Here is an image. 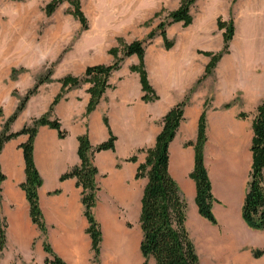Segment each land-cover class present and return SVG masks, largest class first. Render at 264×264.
<instances>
[{
	"label": "rangeland",
	"instance_id": "374dc122",
	"mask_svg": "<svg viewBox=\"0 0 264 264\" xmlns=\"http://www.w3.org/2000/svg\"><path fill=\"white\" fill-rule=\"evenodd\" d=\"M52 1L0 0V109L11 116L21 98L50 70L53 74L44 84L51 87L61 85L58 95L63 90L64 97L73 88H64L62 79L68 75L82 78L90 66L113 65L120 61L117 72L129 70L141 79L140 72L133 70V67L140 66V59L136 57L134 62L132 56H125V47L135 40L149 39L144 62L148 79V68L153 77L164 69L167 72L202 71L187 94L190 99L194 94H200L205 101L204 108L207 106V114L212 109L233 107L237 111L234 122L244 128L239 137L247 156L242 180L243 200L252 164V124L256 108L264 100V0H197L190 8L191 22L168 24L166 39L161 35L159 25L168 22L171 14L186 0H80L87 26L67 1L55 12H48L47 6ZM231 25L234 33L226 42L225 34ZM152 32L155 35L150 39ZM210 64L211 68H208ZM83 85L91 87V83L84 82L75 88ZM154 91L158 95L155 88ZM226 104L231 106L225 108ZM38 110L40 105L36 103L27 115L17 119L18 129L15 130H19L28 117L37 115ZM244 113L248 116L240 118ZM231 137L236 138V133L234 136L233 131L208 134V144L205 145V162L216 198L213 212L217 223L206 221L213 228H221L222 244L229 236L225 233L224 213L232 204L227 193L220 192L217 187L215 165L219 157L222 160L220 145ZM182 194L188 204V230L201 263L225 264L221 254L223 245H219V241L217 245H209L199 232L198 219L203 217L199 214L195 197L184 191ZM242 203H239V209ZM114 221L137 237L141 257L140 222L129 223L122 217H116ZM107 222L102 216V245H107L104 264H113L118 260L113 258L112 249L115 247L109 234L111 223L108 225ZM242 224L251 234L235 245L237 254L250 259L253 264H262L264 257L256 258L254 252L264 249V245H259L264 243V234L260 236L259 230L249 228L243 220ZM8 236L6 245H14L12 235ZM125 249L123 247V251ZM0 264H8L3 253H0Z\"/></svg>",
	"mask_w": 264,
	"mask_h": 264
},
{
	"label": "crops",
	"instance_id": "0c3cea01",
	"mask_svg": "<svg viewBox=\"0 0 264 264\" xmlns=\"http://www.w3.org/2000/svg\"><path fill=\"white\" fill-rule=\"evenodd\" d=\"M136 57L138 56L132 55L134 62ZM148 70L150 82L160 96L158 100H143L144 91L140 76L130 73L129 70L123 73L116 71L110 76L111 87L105 91L97 108L91 114H87L90 85L69 90L59 101L52 118H58L62 128L68 132L65 138H60L58 130L48 125L39 128L35 139L34 157L43 179L38 194L47 227L45 236L31 218L30 204L26 192L21 187L26 180V164L20 144L28 137L22 135L6 144L0 156L2 170L6 175V180L2 184L0 215L7 222V241L8 235L11 234L14 244L6 245L3 251L8 264H45L48 256L44 248L45 241L67 264H104L107 245H102L103 241L100 256L98 260H94L92 238L87 232L89 222L82 202V187L78 186L76 178L61 180V176L66 171L80 165L78 137L87 131L93 145L107 140L110 131L117 137L114 151L105 150L95 155L94 162L99 171L97 181L100 187L94 208L96 219L101 226L102 216L107 219L108 225L111 223L108 226L109 234L111 228L124 229L114 221L116 217H122L129 223H133L134 220L140 221L141 199L147 179L136 178L138 165L146 158L145 153L138 151L155 145L156 138L163 128L162 118L172 107L185 99L202 73L195 69L185 72H167L164 69L157 77H153L151 70L149 68ZM61 88L62 86L58 84L53 87L48 84L42 85L39 92L29 100L19 118L27 115L36 103L40 105V110L37 111V115L24 120L19 127L22 128L30 123L32 118L46 113ZM204 103L200 94L196 93L192 96L185 108V119L170 146L171 174L178 182L181 191L195 198L196 182L191 178L195 167V148L189 143L196 142ZM236 113L233 107L217 111L209 110L208 134L213 135L218 132L228 134L233 131V136L236 133L237 137L231 138L241 140L240 134L243 133L244 128L234 122ZM9 116L10 113L6 114L3 110V116H0V132L4 120ZM105 117L108 118L109 127L104 122ZM15 129H18L17 120L12 124V130L18 131ZM133 155L138 156V162L129 161ZM219 191L222 192L220 189ZM228 196L232 206L236 205L238 197ZM242 201L241 199L240 202ZM199 219L208 223L205 218ZM258 234L262 236L264 232L258 231ZM135 238L137 239L136 236ZM114 247L113 258L119 262L126 251H123L124 245H114ZM132 253L137 257V264L144 263L138 245L132 248ZM148 264L157 263L154 258H150Z\"/></svg>",
	"mask_w": 264,
	"mask_h": 264
},
{
	"label": "trees",
	"instance_id": "16d2710c",
	"mask_svg": "<svg viewBox=\"0 0 264 264\" xmlns=\"http://www.w3.org/2000/svg\"><path fill=\"white\" fill-rule=\"evenodd\" d=\"M71 3L75 8V15L87 26V17L82 10L80 0H53L48 4V12L53 13L64 2ZM197 0H186L185 4L177 11L171 14L168 22H162L159 25L161 35L166 39L167 33L165 27L178 21L185 23L191 22L190 8ZM234 29L231 25L226 32V42H229L233 36ZM155 35L152 32L150 39ZM149 39L135 40L125 47V56L136 55L140 59V66L133 67L141 75L145 101H156L159 99L154 88L149 82L145 70L146 47ZM120 61L113 65H96L87 68L85 76L82 78L68 75L62 79L64 88H75L81 86L84 82L91 83L88 89L90 101L87 106V114H91L100 103L105 91L110 87L108 80L110 76L119 69ZM216 64V62H214ZM208 68H211V64ZM53 71H49L45 77H40L33 88L27 91L21 98L13 114L4 120L0 132V156L6 144L26 135L28 138L20 144L23 150L26 164V180L21 184L26 192L30 204V214L33 222L40 228L43 235L47 234V227L40 207L38 190L43 184V179L36 166L34 151L35 139L39 128L48 125L58 130L60 138H65L68 132L62 128L58 118H52L56 105L64 97V92L57 95L51 103L48 111L39 117H34L30 123L25 124L20 130L13 131L12 124L19 118L25 110L30 98L37 94L40 86L50 80ZM63 88V89H64ZM190 102V96L172 107L162 118V131L156 138L154 146L142 148L138 153H145L144 162L139 163L136 178L147 179L144 193L141 199L140 226L142 230V240L140 251L144 258L143 264H148L150 258H154L157 264H202L196 245L194 244L188 230V204L184 198L181 188L170 171L171 143L176 138L182 121L185 119L184 112ZM231 104H226L229 108ZM207 106L204 108L200 119L198 136L193 144L195 148V167L191 173V178L196 182V204L200 216L211 222L217 223L213 212V203L216 198L213 192V185L205 162V145L208 141V114ZM0 116H3V110L0 109ZM248 114H241L240 118L247 117ZM105 124L109 127L108 118H104ZM253 137L251 142L252 164L249 178L246 185L245 196L241 206V217L244 223L251 229L264 232V100L257 106L256 114L252 124ZM117 137L110 131L107 140L97 145L90 141L89 132L78 137L81 163L62 176L61 180L76 178L78 186L82 187V202L84 213L88 219L89 227L87 232L92 238V250L94 260H98L101 252V243L103 241V231L100 222L94 215V208L97 203V195L100 190L97 177L98 168L95 165V155L105 150H115ZM129 161L138 162V156L133 155ZM6 180V175L2 170L0 162V200L2 193V184ZM7 222L0 215V253H3L6 244ZM44 248L48 256L45 264H67L58 255H56L45 241ZM256 258L264 255V249H258L254 252Z\"/></svg>",
	"mask_w": 264,
	"mask_h": 264
},
{
	"label": "bare ground",
	"instance_id": "6f19581e",
	"mask_svg": "<svg viewBox=\"0 0 264 264\" xmlns=\"http://www.w3.org/2000/svg\"><path fill=\"white\" fill-rule=\"evenodd\" d=\"M222 154L218 158L215 165L216 176L218 180V188L222 192H226L227 195L238 197L236 205L232 206L230 210L224 213V220L226 222L225 233H229L228 241L223 244L221 228H213L208 223L201 219H198L199 232L205 242L209 245H223L221 254L222 261L227 264H253L248 258H243L237 254L238 249L235 247L240 241H244L250 236V232L242 224L241 209L239 210V203L242 195V180L244 163H246L247 156L244 154V143L242 140H236L235 138H226V140L220 145ZM111 240L113 245H124L126 247V253H124L121 261L114 262L113 264H137V257L132 253V248L138 245V240L134 235L129 233L123 228L118 227L111 228L110 231ZM220 247V246H219ZM260 264V263H256Z\"/></svg>",
	"mask_w": 264,
	"mask_h": 264
}]
</instances>
